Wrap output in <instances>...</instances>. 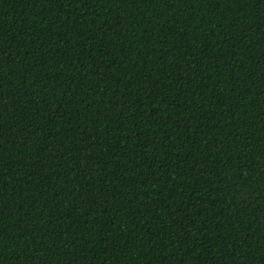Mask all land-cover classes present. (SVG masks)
<instances>
[{"label":"trees","instance_id":"1","mask_svg":"<svg viewBox=\"0 0 264 264\" xmlns=\"http://www.w3.org/2000/svg\"><path fill=\"white\" fill-rule=\"evenodd\" d=\"M0 264H264V0H0Z\"/></svg>","mask_w":264,"mask_h":264}]
</instances>
